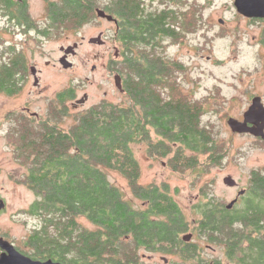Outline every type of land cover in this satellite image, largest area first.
Segmentation results:
<instances>
[{"label":"trees","instance_id":"obj_1","mask_svg":"<svg viewBox=\"0 0 264 264\" xmlns=\"http://www.w3.org/2000/svg\"><path fill=\"white\" fill-rule=\"evenodd\" d=\"M178 1L155 6L146 0H64L59 4L62 13L52 18L68 30L99 19L98 8L114 18L128 98L125 104L103 101L91 106L68 129L60 124L62 116L71 114L53 109L45 124L12 131L17 139L14 157L26 170L20 183L38 197L28 211L38 225L28 238H37L39 249L62 253L54 259L132 264L137 253L126 238H140L136 244L161 243L151 238H180L194 228L196 238L227 242L239 264H264V176L252 174L249 192L232 209L202 190L194 224L178 208L169 185L141 183L133 148L137 144H146L152 157L169 158L175 173H192L197 180L226 157L217 131L203 121L204 105L181 91L178 76L184 64L164 53V44L182 35L185 16L172 8ZM26 63L23 49L5 46L0 94L13 96L22 90ZM59 97L72 100L74 94L69 89ZM111 172L127 180L140 208L110 180Z\"/></svg>","mask_w":264,"mask_h":264},{"label":"rangeland","instance_id":"obj_2","mask_svg":"<svg viewBox=\"0 0 264 264\" xmlns=\"http://www.w3.org/2000/svg\"><path fill=\"white\" fill-rule=\"evenodd\" d=\"M168 1L146 0L155 6L160 3L171 5ZM234 1L179 0L172 4V8L190 14L180 21L181 38L171 44L165 43L163 48L165 55L184 64L185 71L178 76L181 91L204 105L203 121L213 126L221 144L225 145L226 157L222 164L211 168L197 180L192 173H175L169 166V158L152 157L146 144L133 147L141 166V183L145 186L163 183L169 185L171 195L184 212L186 220L193 224L199 219L194 208L203 201L202 190L210 191V195L212 192L224 205H228L241 189L249 187L252 171L264 167V142L257 141L252 136L234 135L227 124L231 117L242 118L250 105L249 95L260 91L264 86V78L255 74L254 69L258 62L255 42L258 40L260 28H264V23H247L238 16ZM47 6L43 0H33L34 16L41 18L48 9ZM221 20H224V24H221ZM188 24H192L191 30H186ZM115 30V25L110 21L95 19L78 31L69 30L57 37L51 35L49 39L39 42L42 46L38 47L36 44L31 49L23 50L34 65L44 70L46 95L53 99L48 114L45 103L35 105V109L41 112L43 117H49L53 109H61V104L55 98L59 92L69 89L72 90L74 98L69 99L68 112L71 116L64 117L60 124L64 129L75 123L74 117L104 99L113 104L128 102L125 94L116 89L114 77L109 72V60L113 58L116 50ZM99 35H103L105 45H91L89 40ZM0 36V53L4 50L5 43L16 41L20 46L23 43L19 38L16 40L17 37ZM83 37L85 41L73 61V69L66 71L61 67L63 71H58L53 66H45L47 61L51 62V65L57 63L60 66V47L73 46ZM209 56L213 59L209 60ZM252 80H255V89L247 88ZM31 88L34 89L33 82L24 88L22 96L7 97L0 94V122L8 111L20 109L24 105L23 96L31 91ZM85 94L89 95L88 103L74 109L73 103ZM4 125L0 127V156L3 158L5 169L6 195L11 197V206L21 209L22 212L17 222L13 223L15 231L18 232L19 238H28L37 227L38 220L26 214V211L38 197L27 185L16 182L22 180L26 170L13 157V147L8 145L7 128ZM11 175L15 179H12ZM109 176L125 193L126 198L140 208L141 201L134 195L127 180L116 172H111ZM229 176L238 182V189L230 188L224 183ZM14 196L16 198H13ZM193 229L188 234L193 233ZM143 264H146L145 261Z\"/></svg>","mask_w":264,"mask_h":264},{"label":"flooded vegetation","instance_id":"obj_3","mask_svg":"<svg viewBox=\"0 0 264 264\" xmlns=\"http://www.w3.org/2000/svg\"><path fill=\"white\" fill-rule=\"evenodd\" d=\"M32 1L33 0H0V35H3L4 37L12 36V38L17 37L16 40H18L19 38L20 41L23 42L21 46L19 43H16V41H13L14 44L10 42L5 43L4 44L5 46L7 45H13L16 47L20 46L21 49L28 50V48L31 49L32 46L36 44L38 47L42 46V43L39 42L44 41L45 39L46 40L49 39L51 35H56L57 37L58 35H62L63 33L65 34L66 31H69L64 25L61 26V22L59 20H52V18H56L55 16H58L62 13L63 10H59V9L63 7L62 5L59 4L63 3L64 0H43L45 4H48L47 6L48 9L45 10L41 18H36L34 16L35 14L32 10ZM187 14H190V12H185L183 10H179L176 12V15H178L179 17L186 16ZM237 14L247 23L258 24V25L264 23V18H248L244 15L239 14L238 12ZM99 19H103V18L99 17ZM221 22H222L221 24H224V20H221ZM260 29L261 30L258 36V40L255 42V46L257 47L256 51L258 54L257 60L259 64L257 62V66L254 69H255V74H258L264 78V28H260ZM70 30L78 31V28H73ZM101 36L103 41V44H101V46H103L105 45L106 42L103 40V35ZM5 41L8 42V40ZM84 41L85 38L83 37L80 42L74 43L73 46H61L59 63H60V59L66 56L63 48L68 49L70 47H74V51L67 56V59L73 63L74 59L78 56L79 49L84 44ZM166 43L171 44L172 41L169 40ZM90 44L99 45L93 43ZM115 44H116L115 54L113 58L109 60V64H108L109 72L114 77L115 86L116 89L119 90V92L121 91L118 88V85L116 84L115 76L119 75L121 77L122 88L124 90L121 93L125 94L126 92L125 80L122 73L120 72V65L122 63L123 55L121 53V48L117 45L116 42ZM26 59H27V63H26V68L23 72L24 85L22 90L18 94L13 96H9L4 93H1L2 95H5L7 97H16L19 95L22 96L24 95V88L33 82L34 89L31 88V91H29L25 96H23L25 99L24 105L20 109H14L8 111L6 114L3 115V120H1L0 122V127L1 125L4 124L6 125V126L4 125L5 128H7L6 138L8 140V145L13 147V152L14 149L16 148L15 142L13 141H15L16 138H14L13 140L14 134L12 133V131L22 130L34 126L36 127L39 124H45L48 117L46 118L43 117L42 113L35 109V105L38 103H45L47 106V114H48L53 102V99L50 96L46 95L47 93L44 86V70L39 66L34 65L29 57H26ZM208 59L209 60L213 59V57L209 56ZM218 61L220 60H217V62ZM73 64L75 65V63ZM45 66L46 67L53 66L55 70L63 71L61 69V67L63 68L61 64L60 66L57 63L51 65V62L47 61L45 62ZM73 68L74 66L70 69H64V68L63 69L68 71ZM254 83L255 80L250 81V84L247 85V88L249 87L255 89L256 86L254 85ZM262 88L263 89H260V91H255V93H252L251 96L249 95L251 100L248 110L252 106L253 100L256 98H260L261 103L264 106V86ZM35 91H37L36 94L34 93ZM62 93L63 92H59L55 100H57L61 104V109L58 111L64 113V112H68L69 110V98L65 97L62 99L61 97H59V95ZM85 97L86 99L84 103L77 105L76 102L80 99L76 100L73 103L74 109L85 106L88 103L90 99L89 95L85 94L83 98ZM103 101L107 103L108 102L112 103L107 99H104L100 102ZM247 111H245L244 114ZM244 114L242 118L239 119L235 118V119L243 122ZM66 117L69 116H65V118ZM63 119L64 116H62V120ZM234 135H239V134H234ZM243 135L252 136L250 134H243ZM256 139L257 141L264 142V140H262L261 138H256ZM253 173H255L256 176L259 178L263 177L264 167L261 168V170L259 169L253 170L252 174ZM11 178L15 179L14 176L12 175ZM251 180H252V175H251ZM16 182L19 184L20 179L16 180ZM5 183L6 181H5V169L3 165V158L0 156V259L5 256L6 257L11 256V254H13L15 250L16 253H19L20 255L28 259H31L33 262L36 263L45 264L48 263L49 261H52L54 263L68 264L67 261L64 260L60 261L54 259V255L60 254L61 252H54L49 249L44 250L42 248L39 249L37 238H19V234L18 232L15 231L13 223L17 222V219L21 216L22 212L21 209L11 206L10 203L11 197L9 195L10 198H8L6 195ZM250 185H251V181H250ZM230 188L238 189V182H237V186ZM248 188H244L240 190V192L244 191V194L240 196L237 195L235 199L238 198V201L236 202L234 207L238 205L242 201L243 197L247 195V193L249 192ZM13 198L16 197L14 196ZM178 208L182 211L179 205ZM28 211H30V208L26 211V214L30 215ZM182 213L185 216L183 211ZM188 233L189 232L183 234L180 238H151V240L153 241H161V243L155 242L152 244H141V243L136 244L135 240L137 239L139 240L140 238H126L127 242H129L128 246L131 247L133 250H135L137 253V259L132 264H143L144 261L146 264H239L241 262L240 260L234 258L236 257V254L231 256L232 253L228 249L227 242L212 244L209 242V240L219 239V238H195V235H193V238H183ZM65 256H68V253H65ZM242 263L244 264V261H242Z\"/></svg>","mask_w":264,"mask_h":264},{"label":"water","instance_id":"obj_4","mask_svg":"<svg viewBox=\"0 0 264 264\" xmlns=\"http://www.w3.org/2000/svg\"><path fill=\"white\" fill-rule=\"evenodd\" d=\"M234 6L237 12L241 15H244L248 18H264V0H235ZM97 15L100 18L106 19L110 22L114 21L112 16H109L105 11L102 9H96ZM90 43L93 44H103L102 36L99 35L97 38H93L90 40ZM65 52V57L60 59V64L63 66L64 69H70L74 66V64L67 59V56L74 51V47H70L68 49L63 48ZM116 84L121 92H123L122 88V79L119 75L115 76ZM85 98L80 99L76 102L77 105L82 104L85 102ZM228 126L233 134H250L256 138H261L264 140V106L261 103L260 98H256L253 100L252 106L249 110L244 114V121L241 122L235 118H230L228 120ZM224 183L228 187H235L237 186V182L232 177H227L224 180ZM244 191L238 193V196L243 195ZM238 198L234 201L230 202L227 207L229 209L233 208ZM183 238H193V234H186ZM0 264H42L33 262L31 259H28L19 253L11 254L9 257H2L0 259ZM45 264H61V263H54L49 261Z\"/></svg>","mask_w":264,"mask_h":264},{"label":"bare ground","instance_id":"obj_5","mask_svg":"<svg viewBox=\"0 0 264 264\" xmlns=\"http://www.w3.org/2000/svg\"><path fill=\"white\" fill-rule=\"evenodd\" d=\"M112 22H115V20H114V21H112Z\"/></svg>","mask_w":264,"mask_h":264}]
</instances>
